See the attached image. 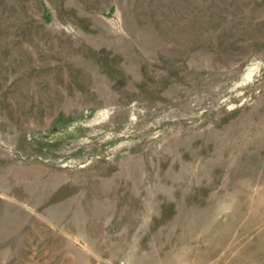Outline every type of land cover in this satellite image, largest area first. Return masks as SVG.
<instances>
[{"label":"rangeland","instance_id":"rangeland-1","mask_svg":"<svg viewBox=\"0 0 264 264\" xmlns=\"http://www.w3.org/2000/svg\"><path fill=\"white\" fill-rule=\"evenodd\" d=\"M0 264H264V0H0Z\"/></svg>","mask_w":264,"mask_h":264}]
</instances>
